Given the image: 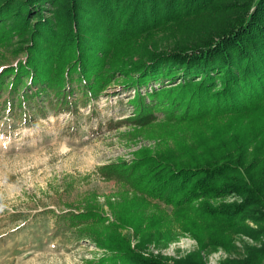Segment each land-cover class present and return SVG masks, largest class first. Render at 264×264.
<instances>
[{"label":"trees","instance_id":"1","mask_svg":"<svg viewBox=\"0 0 264 264\" xmlns=\"http://www.w3.org/2000/svg\"><path fill=\"white\" fill-rule=\"evenodd\" d=\"M11 43H24L28 55L0 69L13 99L26 77L21 94L31 98L34 84L46 99L65 98L74 74L86 85L117 77L134 89L160 84L149 101L133 100L134 120L156 124L159 107L166 146L102 166L101 175L130 185L141 207L161 215L117 211L107 223L94 209L69 213L85 226L80 239L105 250L96 261L207 264L199 252L177 260L146 254L122 234L132 227L141 243L183 232L201 250L232 252L237 237H249L257 245L244 243L240 257L220 264H264V0H0V46ZM135 204L125 206L133 212Z\"/></svg>","mask_w":264,"mask_h":264},{"label":"rangeland","instance_id":"2","mask_svg":"<svg viewBox=\"0 0 264 264\" xmlns=\"http://www.w3.org/2000/svg\"><path fill=\"white\" fill-rule=\"evenodd\" d=\"M24 45L0 46V69L24 63L28 58ZM48 68L42 66L44 71ZM73 77L65 98L51 92L46 99V91H40L43 87L34 84L31 98L23 96L26 77L20 95L13 99L11 80L0 82V264H102L96 260L102 259L105 250L80 239L85 226L69 221V213L94 209L107 223L117 219V211L135 217L161 215L149 204L141 207L130 185L101 175L102 166L131 163L141 151L156 153L166 146L157 125L164 116L159 107L152 109V123L156 124L143 128L134 120L140 113L133 100L140 96L149 101L159 82L134 89L125 86L120 77L103 85L81 83L79 74ZM131 201L136 203L133 212L125 206ZM160 205L164 208V203ZM175 225L165 223L173 231ZM121 232L132 247L142 244L146 254L177 260L199 252L207 264L240 257L244 243L257 245L249 237L239 236L235 251L220 247L201 250L189 233H174L160 243L151 236L141 243V235L132 227Z\"/></svg>","mask_w":264,"mask_h":264}]
</instances>
